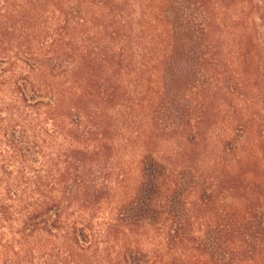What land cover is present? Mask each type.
I'll list each match as a JSON object with an SVG mask.
<instances>
[{
    "label": "rangeland",
    "instance_id": "rangeland-1",
    "mask_svg": "<svg viewBox=\"0 0 264 264\" xmlns=\"http://www.w3.org/2000/svg\"><path fill=\"white\" fill-rule=\"evenodd\" d=\"M194 1L0 0V264H264V0Z\"/></svg>",
    "mask_w": 264,
    "mask_h": 264
},
{
    "label": "trees",
    "instance_id": "trees-1",
    "mask_svg": "<svg viewBox=\"0 0 264 264\" xmlns=\"http://www.w3.org/2000/svg\"><path fill=\"white\" fill-rule=\"evenodd\" d=\"M185 2L189 3V2H195L194 0H184ZM212 0H200L199 2H197V4H199V11L202 14L203 17V25L201 26L202 31H205V27L207 22L210 19L211 16V10H210V2ZM195 4V6L197 5ZM1 37H5V36H1ZM1 63V60H0ZM1 88L3 90H7V91H12V92H19L21 94L22 97V102L27 105V96H25L23 94L24 88L27 89L28 84L24 81L22 82H18L17 84H15V86L13 87H9L5 82L0 84ZM41 104H43L42 102H34L33 106L31 105L32 108H36L37 106H41ZM50 106V105H49ZM1 120V119H0ZM9 123V121H7ZM1 123L0 122V128L5 129V136L2 137V142H0V144L3 145V147L5 148V154L2 156L4 159H8L9 163H22V165H25V159L27 156V153L30 152V147H26L24 146V144H22V142H19L16 138H13L11 134L8 133V128H9V124L8 123ZM30 125V124H29ZM22 126V125H21ZM29 127V126H28ZM28 127L23 126V129H25L26 131L28 130ZM7 130V131H6ZM25 139V138H24ZM25 143V142H24ZM27 145V144H25ZM33 152L35 150L31 149ZM20 179H24L23 178V174H20ZM36 179V178H35ZM37 183V182H35Z\"/></svg>",
    "mask_w": 264,
    "mask_h": 264
}]
</instances>
